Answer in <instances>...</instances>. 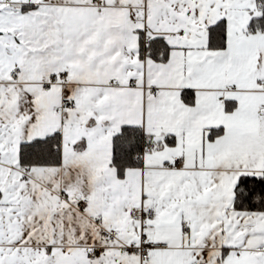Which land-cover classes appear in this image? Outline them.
<instances>
[{
  "label": "snow or ice",
  "instance_id": "1",
  "mask_svg": "<svg viewBox=\"0 0 264 264\" xmlns=\"http://www.w3.org/2000/svg\"><path fill=\"white\" fill-rule=\"evenodd\" d=\"M0 264H264V0H0Z\"/></svg>",
  "mask_w": 264,
  "mask_h": 264
}]
</instances>
